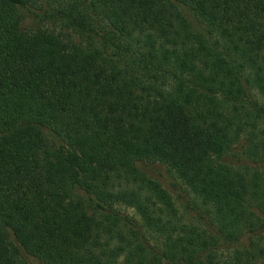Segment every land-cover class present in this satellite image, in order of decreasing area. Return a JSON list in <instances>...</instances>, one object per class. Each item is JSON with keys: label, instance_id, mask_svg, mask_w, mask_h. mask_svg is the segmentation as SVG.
I'll use <instances>...</instances> for the list:
<instances>
[{"label": "trees", "instance_id": "1", "mask_svg": "<svg viewBox=\"0 0 264 264\" xmlns=\"http://www.w3.org/2000/svg\"><path fill=\"white\" fill-rule=\"evenodd\" d=\"M0 264H264V0H0Z\"/></svg>", "mask_w": 264, "mask_h": 264}, {"label": "rangeland", "instance_id": "2", "mask_svg": "<svg viewBox=\"0 0 264 264\" xmlns=\"http://www.w3.org/2000/svg\"><path fill=\"white\" fill-rule=\"evenodd\" d=\"M243 143V141H241ZM241 147L240 144L236 145L232 151H230L225 157L222 158L224 162L229 164L230 166H240L243 163H247L250 165L251 163L249 161H245L243 155L241 154ZM159 169L155 171V177L158 178L162 182L163 187L167 189V191L171 194L174 202L175 207L177 208L178 215L187 221H193L195 222V219L197 217V214L194 213L193 210H188L185 206V202L187 200H191L190 196L186 194V191L182 187L180 181L167 169L164 167H158ZM122 212L128 213L129 215L138 218V215L136 214L135 210L131 208H125L121 207ZM148 240L151 242H154V238L148 235Z\"/></svg>", "mask_w": 264, "mask_h": 264}]
</instances>
